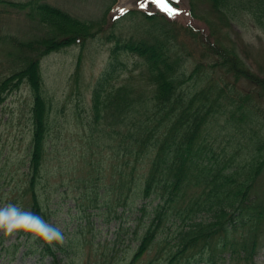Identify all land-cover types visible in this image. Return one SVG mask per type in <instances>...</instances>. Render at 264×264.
<instances>
[{
  "label": "trees",
  "instance_id": "1",
  "mask_svg": "<svg viewBox=\"0 0 264 264\" xmlns=\"http://www.w3.org/2000/svg\"><path fill=\"white\" fill-rule=\"evenodd\" d=\"M209 1L228 14V18L251 15L264 30V0ZM2 2L18 7L47 30L39 39H12L11 45L17 51L9 49L8 54L15 60L0 78V108L23 83L31 87L33 128L27 181L31 199L26 210L50 221L38 193L50 129L48 106L41 88V59L71 44L83 47L92 23L74 19L48 4ZM188 13L205 27L190 23L184 28L193 36H203L209 24L193 8ZM136 14L126 12L112 24ZM142 14L155 29L164 23L177 22L168 14ZM148 36L137 42L118 40L113 49V53L135 52L143 65L139 77H132L120 86L112 84L114 73L123 66L115 55L93 86L94 122L105 125L106 121L110 130L103 136L100 132L93 142L104 140L114 144L116 152L113 147L110 149L117 158L123 155V167L130 164V158L139 161L146 154L150 156L147 172L135 179L134 200L117 215L122 219L125 214L135 212L138 222L132 243L124 251L123 264H155L157 259L161 264H216L235 241L236 234L246 231V227L254 238L252 243L241 242L240 250L234 245L233 252L244 251L253 256L261 230L264 231V199L257 193L264 177V79L250 72L234 51L216 47L214 43L205 50L218 60L209 65L201 62L188 71L173 33L166 30L160 36L156 33ZM80 61L81 57L79 65ZM217 67L233 81L228 83L222 75L217 78ZM78 75L77 72L75 77ZM245 83L250 85L249 89L239 86ZM141 84L144 91L138 87ZM172 226L174 231L169 237L165 232ZM123 230L121 222L115 230L118 239ZM4 239L2 235L0 243ZM33 240L38 244L35 250L29 243ZM17 244L10 246L13 249L10 255L17 253ZM24 244L30 253L41 258L52 256L53 261L56 250L66 249L57 245L59 249L56 247L54 251L25 234ZM154 248L156 257L150 258ZM105 258L106 253L102 260Z\"/></svg>",
  "mask_w": 264,
  "mask_h": 264
},
{
  "label": "rangeland",
  "instance_id": "2",
  "mask_svg": "<svg viewBox=\"0 0 264 264\" xmlns=\"http://www.w3.org/2000/svg\"><path fill=\"white\" fill-rule=\"evenodd\" d=\"M2 1L48 4L74 19L92 23V27L83 47L82 44H71L50 52L42 57L40 65L41 88L48 106L50 129L38 193L48 212L49 222L58 224L63 230L65 252L56 250L55 261L52 256L41 258L38 254L30 253L24 244V234L20 233L5 236L4 242L0 243V264H123L124 251L132 243L138 222L135 221V212L125 214L122 219L117 215L134 200L135 179L147 172L150 156L146 154L145 159L139 161L130 158V164L123 167V155L120 158L114 156V144L92 140L99 137L100 132L103 136L110 131L106 121L105 125L104 122L96 125L93 119V86L100 75L110 67L115 55L123 64L111 80L115 86L124 84L132 77H139L143 70L141 59L134 55L135 52L113 53L118 40L122 43L124 40L137 42L147 39L149 34L160 36L168 30L175 35L177 50L185 57L188 71L201 62L209 65L218 60L212 53L208 56L205 50L214 43L216 47L234 51L250 72L264 79V30L251 15L244 13L228 18V14L214 8L209 0H179L174 6L176 0H173L169 6L180 13L176 16L177 22L161 24L156 28L159 30L142 14H166L152 0H0V37L7 43L2 45L0 41V78L9 71L15 60L12 54H8L9 49L17 51L11 45L12 39L35 40L47 34L38 21L26 16L18 7ZM141 3H147V8L141 9ZM190 8L209 24L203 36H193L184 28L190 23L198 28L205 27L202 21L190 17ZM122 10L137 14L124 17L113 25V20L122 16ZM216 71L217 78L222 75L228 83L233 81L222 68L217 67ZM77 72L79 75L75 77ZM239 86L250 88L247 83ZM138 87L144 91L142 84ZM33 103L31 87L23 83L0 108V206L12 203L26 210L30 204L27 181ZM130 174L129 180L127 176ZM257 193L264 199V177L257 186ZM118 195H121L119 199ZM121 222L124 230L118 239L115 230ZM173 227L165 232L169 237H172ZM245 230L236 234L235 241L229 244L216 264H264L262 230L253 256L244 251L240 254L233 252L234 245L240 250L241 242L252 243L254 238L247 232L250 229L246 227ZM2 235L0 233V237ZM17 241V253L10 255L13 251L10 246L17 244ZM29 243L35 250L38 245L35 240ZM104 253L106 258L102 260ZM155 255L154 248L149 257L155 258ZM154 263L161 264V261L157 259Z\"/></svg>",
  "mask_w": 264,
  "mask_h": 264
},
{
  "label": "clouds",
  "instance_id": "3",
  "mask_svg": "<svg viewBox=\"0 0 264 264\" xmlns=\"http://www.w3.org/2000/svg\"><path fill=\"white\" fill-rule=\"evenodd\" d=\"M0 233L5 236H14L23 233L33 239L56 250V246H63L65 236L58 224L50 223L40 214L25 210L17 204L0 206Z\"/></svg>",
  "mask_w": 264,
  "mask_h": 264
},
{
  "label": "snow or ice",
  "instance_id": "4",
  "mask_svg": "<svg viewBox=\"0 0 264 264\" xmlns=\"http://www.w3.org/2000/svg\"><path fill=\"white\" fill-rule=\"evenodd\" d=\"M171 0H152V3L155 4L157 7H159L162 11H164L166 14H168L169 18L175 19L176 16H178L180 13L174 8L170 7ZM178 3L179 0H176ZM141 9L147 8V3H141L140 5ZM123 10L121 11V15H123Z\"/></svg>",
  "mask_w": 264,
  "mask_h": 264
}]
</instances>
